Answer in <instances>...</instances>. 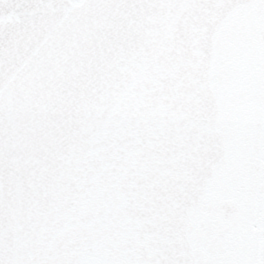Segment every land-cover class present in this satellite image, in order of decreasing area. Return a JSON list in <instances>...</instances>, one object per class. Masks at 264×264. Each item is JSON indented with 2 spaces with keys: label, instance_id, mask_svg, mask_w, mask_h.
<instances>
[{
  "label": "snow or ice",
  "instance_id": "snow-or-ice-1",
  "mask_svg": "<svg viewBox=\"0 0 264 264\" xmlns=\"http://www.w3.org/2000/svg\"><path fill=\"white\" fill-rule=\"evenodd\" d=\"M0 264H264V0H0Z\"/></svg>",
  "mask_w": 264,
  "mask_h": 264
}]
</instances>
